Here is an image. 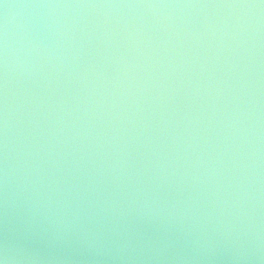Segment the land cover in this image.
Segmentation results:
<instances>
[{
    "label": "water",
    "instance_id": "obj_1",
    "mask_svg": "<svg viewBox=\"0 0 264 264\" xmlns=\"http://www.w3.org/2000/svg\"><path fill=\"white\" fill-rule=\"evenodd\" d=\"M0 260L264 264V0H0Z\"/></svg>",
    "mask_w": 264,
    "mask_h": 264
},
{
    "label": "clouds",
    "instance_id": "obj_2",
    "mask_svg": "<svg viewBox=\"0 0 264 264\" xmlns=\"http://www.w3.org/2000/svg\"><path fill=\"white\" fill-rule=\"evenodd\" d=\"M0 264H5V261H3V260H0Z\"/></svg>",
    "mask_w": 264,
    "mask_h": 264
}]
</instances>
